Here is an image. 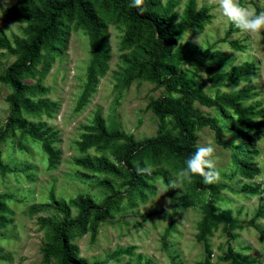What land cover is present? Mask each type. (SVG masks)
<instances>
[{
    "label": "rangeland",
    "instance_id": "rangeland-1",
    "mask_svg": "<svg viewBox=\"0 0 264 264\" xmlns=\"http://www.w3.org/2000/svg\"><path fill=\"white\" fill-rule=\"evenodd\" d=\"M18 1L38 0H0V29L10 43L24 36L25 25L12 21L7 14L8 8ZM167 1L174 5L177 22L188 0H160V3L163 6ZM240 2L256 10L264 9V0ZM201 8L208 10L209 20L189 29L177 40V47L171 53L174 60L170 63L192 88L211 100L241 89L249 90L251 98L242 105L253 107L255 116L251 119L261 123L254 129L237 126L236 116L229 109L217 105L206 107L198 102H193L192 108L205 117L216 118L228 141L238 144L246 140L253 152L247 161L259 173L251 179L239 177L229 150L216 144L214 132L208 127L195 126L196 146L210 144L215 148L221 177L212 184L219 188H208L195 196L188 192L189 183L182 182L180 189L167 191V181L184 164L172 159L158 163L140 160L133 165L155 172L156 177L146 183L142 198L126 196L132 174L126 165L115 160V152L122 143L80 152L77 143L84 127L99 113L108 129L131 135L135 141L164 133L177 137L174 120L167 116L160 122L150 104L160 97L177 99L180 95L166 85L134 76L135 72L131 73V80L120 86L119 80L129 64L141 61L146 55L152 36L148 34L137 45L125 48L124 25L108 23L107 70L96 78L85 104L77 109L90 53L86 33L70 29L62 54L48 65L41 59L33 75L22 78L23 84L44 90L29 95L31 103L51 105L48 111L20 115L26 123L25 129L38 126L43 137L37 140L23 130L12 129L0 142V159L13 169L0 175V203L4 209L0 211V264H46L42 248L49 237V227L42 220H54L58 216L50 206V191L57 200L68 202L84 195L101 204L109 193L95 184L103 179H108L121 195L116 208L106 222L98 225L93 241L89 233L70 239L78 257L87 264H264V140H260L264 136V33H241L208 0H195V11ZM13 24L17 25L10 30ZM199 35L200 44L195 42ZM15 58L0 50V74ZM244 65L250 67L252 74L231 79L230 71ZM159 79L160 82L168 79L165 69H161ZM237 85L239 89L233 90ZM9 93V86L0 83V127L10 112L6 101ZM43 141L59 153L53 165L48 163ZM83 157L104 159L115 166L117 173L104 175L85 170L76 164V159ZM245 186L251 191H245ZM169 200L172 202L167 203ZM208 206L217 214L227 213L237 221V227L214 226L199 238V226ZM76 214L71 209L70 216ZM48 264L56 262L51 259Z\"/></svg>",
    "mask_w": 264,
    "mask_h": 264
},
{
    "label": "trees",
    "instance_id": "trees-1",
    "mask_svg": "<svg viewBox=\"0 0 264 264\" xmlns=\"http://www.w3.org/2000/svg\"><path fill=\"white\" fill-rule=\"evenodd\" d=\"M131 0H38L18 1L8 8L7 14L12 21L25 25L24 36L15 38L13 43L6 38L0 29V50L16 56L15 60L0 74V83L8 85L10 93L6 101L10 107L9 115L3 126L0 127V142L12 129L23 130L31 138L41 139L42 133L38 126L25 129V121L20 118L21 113L34 114L41 110L48 111L51 105L45 103L33 104L29 95L41 93L44 90L38 86L22 83L26 75L32 76L36 66L43 59L48 65L55 57H59L66 49L69 31L81 30L88 37L90 61L86 69V82L77 103L80 109L86 102L93 83L98 76L104 75L107 70L108 51L106 33L108 23L124 25L122 45L131 48L140 43L146 35L152 36V42L146 55L141 61L129 64L128 70L119 80L123 86L134 76L147 78L149 81L166 85L170 91H178L179 98L160 97L154 100L150 107L160 122L170 116L178 129V136L169 133L158 135L143 141H135L131 135L117 130L108 129L99 113H96L89 126L84 127V133L77 143L80 152L91 148H108L121 142V149L115 152V160L129 168L132 178L128 181L125 193L129 198L143 197L146 183L156 177L155 172H137L133 163L148 160L158 163L172 159L184 164L185 160L196 150V137L194 127H208L214 132L217 145L229 150L230 159L236 168V174L243 179H251L259 173V169L249 163L248 156L253 154L248 149L247 141L235 144L224 138L221 127L216 118L205 117L192 108L193 102L202 106H219L229 109L236 116V123L241 129H254L261 123L254 122L253 107H244L242 102L251 98L248 89H241L230 96H220L216 99L207 98L199 90L192 88L183 74L170 62L174 60L171 54L177 47V40L189 29L197 28L209 20L208 10L201 8L195 11V0H188L183 14L176 22L174 5L167 1L161 5L160 0H144V13L129 7ZM97 4V5H96ZM264 11V9H257ZM264 43V37L262 39ZM237 47L236 43H233ZM178 58L182 59L180 55ZM161 69L167 71V80L159 79ZM252 74L248 65L230 71L231 79L236 77H249ZM237 132H240L237 130ZM42 148L48 156L49 165H53L59 153L54 151L49 143L43 141ZM76 164L93 173L115 175L114 165L104 159H91L88 157L76 159ZM13 171L12 167L0 159V175ZM98 188L108 192V196L101 204L95 203L89 196L77 195L68 202L57 200L51 190L49 195L50 206L58 215L54 220H42L44 226L49 227V237L42 248L43 259L46 264L54 259L56 264H87L86 260L78 257L77 248L70 239L74 235L90 234L91 241L96 236L99 224L106 222L111 211L116 208L121 195L118 194L108 179L95 184ZM217 190L218 185L205 184L199 176L193 177L188 185V192L198 196L206 189ZM245 191H251L247 186ZM71 209L77 214L70 216ZM0 203V211H3ZM4 222V219H1ZM222 225L225 228H236L237 221L231 219L227 213H215L214 208L208 206L199 226V238L204 237L211 227Z\"/></svg>",
    "mask_w": 264,
    "mask_h": 264
},
{
    "label": "clouds",
    "instance_id": "clouds-1",
    "mask_svg": "<svg viewBox=\"0 0 264 264\" xmlns=\"http://www.w3.org/2000/svg\"><path fill=\"white\" fill-rule=\"evenodd\" d=\"M208 3L219 11L220 14L241 33L249 35L264 33V11H257L255 8L241 3L240 0H208ZM143 5L144 0H131L129 7L138 9L139 14L143 15ZM16 25L17 24L11 25L10 30ZM80 31L83 32L84 29L81 28ZM199 40L200 35L196 38L195 42L199 43ZM212 86L213 85H209L208 87ZM239 86L240 85H237L232 88L233 90H238ZM260 140H264V136H262ZM147 171V168H137L138 174ZM195 176L201 177L205 184H212L220 179L221 172L217 165L214 146L210 144L197 146L196 150L185 160L184 166L167 181V191L180 189V184L182 182L192 183L193 177ZM171 202L172 201L169 200L167 203Z\"/></svg>",
    "mask_w": 264,
    "mask_h": 264
}]
</instances>
